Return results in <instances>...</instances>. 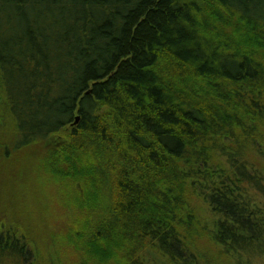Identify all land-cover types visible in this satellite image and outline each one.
<instances>
[{"label": "trees", "instance_id": "obj_1", "mask_svg": "<svg viewBox=\"0 0 264 264\" xmlns=\"http://www.w3.org/2000/svg\"><path fill=\"white\" fill-rule=\"evenodd\" d=\"M0 162V264L264 258V0H0Z\"/></svg>", "mask_w": 264, "mask_h": 264}, {"label": "rangeland", "instance_id": "obj_2", "mask_svg": "<svg viewBox=\"0 0 264 264\" xmlns=\"http://www.w3.org/2000/svg\"><path fill=\"white\" fill-rule=\"evenodd\" d=\"M6 169H4V163L0 162V173H3L4 175L6 174ZM2 170V172H1ZM8 170V169H7ZM15 177V176H14ZM1 180V179H0ZM11 184L8 183L7 187H4V190L2 192V200L3 203L0 204V213H4V215H6V217H9L12 211V206L11 204L13 202H17L16 200H18V196L20 193V187L21 186H17L19 184V181H17L14 185V178H12L10 180ZM22 183H20L21 185ZM17 186V187H16ZM24 194V192H23ZM13 201V202H12ZM196 205H198L197 207H199V205L202 207V212L201 214L207 219H210V212L208 210V207L206 204H204L203 202H196ZM78 215V214H77ZM201 251H203L204 253L207 252L208 255H210L212 257V259L214 258L215 253L214 252H209V249H200ZM204 258V257H203ZM251 260L250 264H264V258L260 255H248V254H241L239 256L236 257H231L228 260L222 259L220 261H216V260H211V264H245L246 261Z\"/></svg>", "mask_w": 264, "mask_h": 264}, {"label": "water", "instance_id": "obj_3", "mask_svg": "<svg viewBox=\"0 0 264 264\" xmlns=\"http://www.w3.org/2000/svg\"><path fill=\"white\" fill-rule=\"evenodd\" d=\"M77 120H78V116H76V117H75V120H74V122H76Z\"/></svg>", "mask_w": 264, "mask_h": 264}]
</instances>
